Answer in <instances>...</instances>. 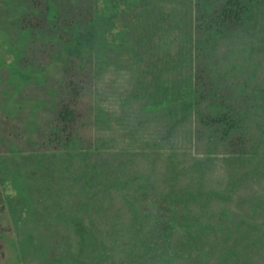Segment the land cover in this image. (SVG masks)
<instances>
[{
    "label": "rangeland",
    "instance_id": "obj_1",
    "mask_svg": "<svg viewBox=\"0 0 264 264\" xmlns=\"http://www.w3.org/2000/svg\"><path fill=\"white\" fill-rule=\"evenodd\" d=\"M8 2L0 0V33L12 36L17 11L2 6ZM60 3L63 19L71 5L85 8L82 18L88 8L94 15L96 7L115 5L128 40L82 65L63 52L38 58L33 65H44V83L19 92L0 71V264H149L138 243L155 228L164 199L172 200L176 219L166 255L152 264H235L223 256L231 244L248 264H264V97L250 107L236 149L219 137L211 142L192 107L179 111L199 70L200 54L190 48L200 40V0ZM262 20L254 12L215 41L225 85L248 84L245 92L264 86ZM25 52L29 59L37 53ZM0 54L11 60L3 47ZM62 103L77 113L70 150L54 138ZM198 107L223 112L213 102ZM141 211L148 216L135 226ZM242 219L246 246L236 232Z\"/></svg>",
    "mask_w": 264,
    "mask_h": 264
},
{
    "label": "trees",
    "instance_id": "obj_2",
    "mask_svg": "<svg viewBox=\"0 0 264 264\" xmlns=\"http://www.w3.org/2000/svg\"><path fill=\"white\" fill-rule=\"evenodd\" d=\"M213 3L214 0H200V13L202 17L200 23V40L194 43L193 48L195 51L190 48L191 53L200 54V61H198L200 64L197 65L199 70L197 69L193 83L188 86L189 89L191 88V90H189V102L179 107V111L188 112L190 107H192L196 114L200 115V123L210 134L209 140L211 142L215 143L216 138L219 137L220 141L228 140L229 147L236 149L240 145H243L242 139L243 131L245 130L243 128L244 123H246L245 118L248 116V111L255 106L256 101L264 97V86L261 88L257 82L255 86L249 87V90L245 92L248 88V84L244 85L237 81L234 87L232 84L225 85V77L228 73L219 72L216 68V56L213 53L214 44L219 41L220 37L232 35L233 31L238 26L242 24L247 25L248 17L253 16L254 12H258L260 18L263 19L264 0H222L217 4L215 3L214 8L210 12L209 7ZM261 24L264 26V20H262ZM257 43L258 47L264 48V30L261 32V37L258 38ZM259 66L260 64L256 63L252 68L255 70ZM237 88L241 89L238 90ZM234 92L239 94L234 96ZM203 102H213L217 105H221L223 106V112L211 114L199 109V104ZM76 118L77 113L72 110L71 107L68 105L63 106L59 114L57 128L54 131V135H56H53L54 138L57 137L58 139L60 136V139L64 138L65 144L70 146L77 143L74 137L78 136L75 133L76 131L73 130L72 124ZM57 134L59 136H57ZM239 155H241V153ZM115 185H117L116 182ZM142 188H145V186ZM165 194L170 196L167 192ZM171 201L172 200L168 201L167 199L161 201V206L157 208L158 214L155 215L153 220L155 228L145 236L146 240L144 242L138 243V247L145 248L144 252L147 257H149V264H152L155 258H163L164 253L166 255L167 252L166 248H168L171 243V234L168 232V229L171 221L176 219V211H173L175 209ZM147 216L148 212L145 211L143 213L141 211L133 216L132 224L136 226L141 223L142 217L145 218ZM239 224V227L236 229L237 237L240 238L238 242L243 241L246 246L248 245L247 239L249 235L243 230V226L245 225L243 219ZM187 245V243H183L182 247L188 250L189 246ZM234 248V244L228 246L226 250L229 249V254L228 252L223 254L225 259L232 256L233 258H230L234 260L235 264H248V262L251 261L249 257H246L245 253L234 252ZM182 250L185 252L184 249ZM193 253L194 250H192L189 255L193 256Z\"/></svg>",
    "mask_w": 264,
    "mask_h": 264
},
{
    "label": "flooded vegetation",
    "instance_id": "obj_3",
    "mask_svg": "<svg viewBox=\"0 0 264 264\" xmlns=\"http://www.w3.org/2000/svg\"><path fill=\"white\" fill-rule=\"evenodd\" d=\"M6 6L9 11L16 10L15 18L9 19L13 35L0 33V48L9 54L11 60L5 61L0 54V71L6 70L11 84L15 85V92L23 90L32 83L43 84L41 77L43 66L39 65L38 58L58 57L61 58L62 52L68 58L84 64L86 57L95 55L96 58H103L111 49L119 50L117 43L128 40L126 31L118 28L121 20L116 14V7L113 4H105L104 8L93 9L94 15L90 9H86L82 18L83 8H74L71 5L69 9L70 18L61 17L60 0H8ZM117 6V5H116ZM85 9V8H84ZM73 12H76L72 15ZM13 17V16H12ZM19 22L18 27L12 22ZM131 41V40H129ZM35 46V47H34ZM34 48L37 53L35 57L29 59L25 56V50ZM26 58L24 63H18L17 59ZM34 64V65H33ZM73 90H75L73 88ZM68 103H62L57 112V121L63 106ZM69 106V105H68ZM38 105H35V108ZM71 107V106H69ZM72 110H74L71 107ZM75 111V110H74ZM76 112V111H75ZM32 113V110H31ZM75 140V139H74ZM77 143H75L76 145ZM70 150L71 146L67 145Z\"/></svg>",
    "mask_w": 264,
    "mask_h": 264
}]
</instances>
